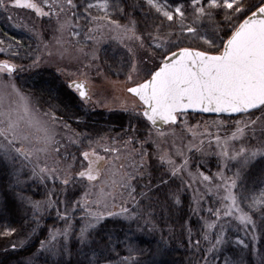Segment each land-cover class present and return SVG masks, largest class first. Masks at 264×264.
I'll list each match as a JSON object with an SVG mask.
<instances>
[{
  "label": "snow or ice",
  "instance_id": "obj_1",
  "mask_svg": "<svg viewBox=\"0 0 264 264\" xmlns=\"http://www.w3.org/2000/svg\"><path fill=\"white\" fill-rule=\"evenodd\" d=\"M16 10L41 22L28 30L49 56L76 66L57 71L85 112L100 103L90 74L106 79L98 46L109 39L124 49V79L111 83L128 97L120 108L129 124L96 138L77 131L82 119L67 103L61 111L17 84L26 70L17 61L43 62L40 44L22 54L19 40L0 39V217L9 200L20 212L0 223V253L19 256L14 264H157L140 258L135 233L159 232L153 257L165 254L175 237L167 222L191 192L200 232L193 239L191 222L180 224L189 264H249L248 256L264 264L256 243L264 234V0H0L9 20ZM198 114L214 118L191 123ZM211 156L217 171L206 173ZM53 209L63 226L54 221L40 239ZM109 218L129 225L126 254L98 231Z\"/></svg>",
  "mask_w": 264,
  "mask_h": 264
},
{
  "label": "trees",
  "instance_id": "obj_2",
  "mask_svg": "<svg viewBox=\"0 0 264 264\" xmlns=\"http://www.w3.org/2000/svg\"><path fill=\"white\" fill-rule=\"evenodd\" d=\"M125 3L130 4L132 3V0H125ZM128 10L131 11V8H129ZM136 15H139V13L137 12ZM34 19L35 20L31 21L32 23H29L30 27L35 24L36 28L40 29L41 22L37 20L35 16ZM10 21L11 20L8 19V14L0 13V39H3L5 41V46H7V43H9H6V41L19 40L21 42L20 51L22 54H24L29 49L35 50L40 42L36 40L35 37L33 40L23 41L24 39H26L24 35L25 31H16L15 29H12ZM43 28L45 29L43 31L44 43H48V40L52 36V33L48 29V25L46 23L43 25ZM11 43L15 45V42ZM42 45L43 43H41L40 45L42 51L38 52L37 54L43 56L46 51L43 50ZM99 53V64L103 68L105 74L111 79L123 80L124 76L122 74L117 75V69L120 67L124 49H122L115 42H104L100 47ZM43 61H45V56H43ZM17 62L23 63L26 69L17 77L20 88L28 91L29 94L33 97H42L43 100L49 101L52 104H59L61 111L64 110V103H61V101L67 103L72 111H76L80 117L82 116V123L77 128V131L85 132L86 130H88L89 134L92 135L93 138H96L97 135H104L107 132H111L112 135H116L117 133H120L122 129H126L128 127V114L122 110L103 111L101 109H92V107L88 106L85 112L84 109L79 108L76 105L77 98L75 97V94L67 88L68 82H66L65 78L54 69V66H52V64L50 66L46 62H42L38 67L28 69L27 65L31 64L30 59L19 60ZM201 116L202 115L198 114L192 119L199 118ZM72 124L74 128L77 127L75 120H73ZM146 147L150 152L153 151L150 145ZM195 158L196 157L194 156L193 159L195 160ZM208 160V166L202 168V170L206 173L209 172V170L211 172H216V158L214 156H211L208 158ZM151 163L153 164V166H155L157 161L153 159ZM194 170L195 167H193V171ZM155 174L159 175V172H156ZM178 183L179 182L177 181V184ZM49 187H51V183H49ZM173 188H175V185H173ZM78 195L79 193L74 194L70 191L68 193V198L70 200H74L78 198ZM34 198L41 199L43 197L41 194L37 195ZM61 199H63V195H61ZM181 200L182 204L180 206V210L174 211L172 217L167 222L168 226L175 229V237L171 241H169L165 254H163L162 256L153 257V252L156 249L157 241L160 239L159 232L149 234L145 230L144 232L135 233L134 243L138 248L145 250L140 256L142 260L151 262L155 259L157 261V264H189V261L193 259V251L189 249L188 245L187 231L185 230L184 235L181 236L180 224L185 221H190L192 228V237L193 239H196L199 238L197 234L200 232V218L191 212V192L182 193ZM8 208V212L5 213L3 217H0V223H3L4 220H19L20 212L17 210L15 204H13L11 200H9ZM79 215L80 213H77V216ZM54 221L56 222L57 226H63L62 223L56 221L55 210L53 209L51 210L50 214H46L41 221L43 230L38 234L40 239L44 238L47 233V228L51 227ZM136 227L137 225L135 223L131 225L132 230H135ZM98 231L102 236L111 234L113 237V244L116 245L117 251H120L122 254H126L123 252V244L120 243V241L124 240L126 235H131V233L129 232V225L126 221L120 218H109L102 222ZM229 235L234 239L237 235L243 237L244 233L242 231H230ZM35 242L38 244V240H36ZM256 243L258 250L264 252V234L259 235V239ZM77 246L78 245H76L75 243L73 244V251H75V248ZM16 259H19V256L14 253L10 255H4L0 253V264H14V261ZM247 260L249 264H255V260L251 256H248Z\"/></svg>",
  "mask_w": 264,
  "mask_h": 264
},
{
  "label": "rangeland",
  "instance_id": "obj_3",
  "mask_svg": "<svg viewBox=\"0 0 264 264\" xmlns=\"http://www.w3.org/2000/svg\"><path fill=\"white\" fill-rule=\"evenodd\" d=\"M2 14H5V13H2ZM11 16H12V19L10 21V24L12 25V29H15L16 31L17 30L25 31L24 35H25L26 39H24L23 41L33 40L34 36L28 30L29 28H31L29 23H32L31 21L35 20L33 14L30 13L28 10H16V11H12L11 12ZM51 39H52V36L50 37V39L48 41L50 42ZM7 42H15V41L9 40V41H6V43ZM104 42L105 43H107V42L114 43V41H112V40L105 39L98 46L99 47V51H100V47L103 45ZM40 45H41V43H40ZM42 48H43V45H42ZM45 51L46 52L43 55V56H45V61H43V62H46L50 66L52 64V66H54V69L56 71H57L58 64H60L61 67H64L66 72H75L76 71V66L75 65H67V62L61 63L59 61L58 57L55 54H53L52 56H49L47 54V50H45ZM53 52H54V49H53ZM99 54L100 53L98 52V55ZM0 58H3V57L0 56ZM98 63H100V62L98 61ZM90 75L92 77V80H91V83L89 84V87L95 93L93 99L100 101V103L99 104H92V105H89V106L92 107L93 109H101L103 111H117V110H121L120 105L122 103H124L125 100L128 99V97L122 91V88L118 84H113L111 82H117V81H122V80L111 79L106 74H105L106 79L103 78V77H97L95 71H93ZM61 76H63L65 78V81L68 82V79H67V77L65 75H61ZM17 84L20 87L18 81H17ZM21 90L25 94H29V92L24 90L23 88H21ZM213 118H214V116H205V115H203V116H201L199 118H195V119L190 120V122L195 124L197 120L203 121V120H211ZM177 162L179 163V158H177ZM55 215H56V212H55ZM77 224H78L77 228H79V223H77ZM58 227H62V226L59 225Z\"/></svg>",
  "mask_w": 264,
  "mask_h": 264
},
{
  "label": "water",
  "instance_id": "obj_4",
  "mask_svg": "<svg viewBox=\"0 0 264 264\" xmlns=\"http://www.w3.org/2000/svg\"><path fill=\"white\" fill-rule=\"evenodd\" d=\"M203 115H205V116H213V114H203ZM203 115H202V116H203Z\"/></svg>",
  "mask_w": 264,
  "mask_h": 264
},
{
  "label": "flooded vegetation",
  "instance_id": "obj_5",
  "mask_svg": "<svg viewBox=\"0 0 264 264\" xmlns=\"http://www.w3.org/2000/svg\"><path fill=\"white\" fill-rule=\"evenodd\" d=\"M92 109H93V108H92ZM81 117H82V116H81ZM85 132H86V133H89V131H88V130H86Z\"/></svg>",
  "mask_w": 264,
  "mask_h": 264
}]
</instances>
